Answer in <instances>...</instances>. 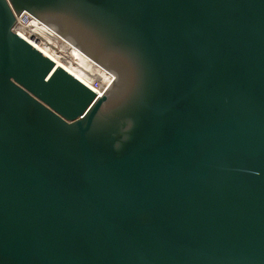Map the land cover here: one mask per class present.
Segmentation results:
<instances>
[{"label": "water", "instance_id": "obj_1", "mask_svg": "<svg viewBox=\"0 0 264 264\" xmlns=\"http://www.w3.org/2000/svg\"><path fill=\"white\" fill-rule=\"evenodd\" d=\"M0 264H264V0H0Z\"/></svg>", "mask_w": 264, "mask_h": 264}, {"label": "bare ground", "instance_id": "obj_2", "mask_svg": "<svg viewBox=\"0 0 264 264\" xmlns=\"http://www.w3.org/2000/svg\"><path fill=\"white\" fill-rule=\"evenodd\" d=\"M16 23V33L92 88L98 97L116 78V75L30 12L17 14Z\"/></svg>", "mask_w": 264, "mask_h": 264}, {"label": "built area", "instance_id": "obj_3", "mask_svg": "<svg viewBox=\"0 0 264 264\" xmlns=\"http://www.w3.org/2000/svg\"><path fill=\"white\" fill-rule=\"evenodd\" d=\"M23 12H24V11H23ZM16 24H17V23H16ZM16 24H15V25H14V27H13V30H14V31H15V28L17 27V25H16Z\"/></svg>", "mask_w": 264, "mask_h": 264}, {"label": "rangeland", "instance_id": "obj_4", "mask_svg": "<svg viewBox=\"0 0 264 264\" xmlns=\"http://www.w3.org/2000/svg\"><path fill=\"white\" fill-rule=\"evenodd\" d=\"M61 37V36H60ZM61 38H63V37H61ZM64 39V38H63ZM96 84H98L97 82H96Z\"/></svg>", "mask_w": 264, "mask_h": 264}]
</instances>
